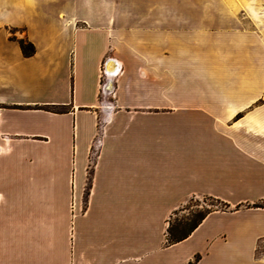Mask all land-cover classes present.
Wrapping results in <instances>:
<instances>
[{
	"label": "crops",
	"instance_id": "1",
	"mask_svg": "<svg viewBox=\"0 0 264 264\" xmlns=\"http://www.w3.org/2000/svg\"><path fill=\"white\" fill-rule=\"evenodd\" d=\"M198 1L0 0V264H264V44Z\"/></svg>",
	"mask_w": 264,
	"mask_h": 264
},
{
	"label": "rangeland",
	"instance_id": "2",
	"mask_svg": "<svg viewBox=\"0 0 264 264\" xmlns=\"http://www.w3.org/2000/svg\"><path fill=\"white\" fill-rule=\"evenodd\" d=\"M187 1L164 0V3H185ZM198 3L217 4L218 19L222 17L227 20V25L230 27H241L243 31L249 32L264 44V0H199ZM259 102H264V93ZM219 208L221 205L203 197H188L172 211V224L177 225L179 229L185 228L199 211ZM262 245L263 247L258 250L259 253L264 252V244Z\"/></svg>",
	"mask_w": 264,
	"mask_h": 264
},
{
	"label": "trees",
	"instance_id": "3",
	"mask_svg": "<svg viewBox=\"0 0 264 264\" xmlns=\"http://www.w3.org/2000/svg\"><path fill=\"white\" fill-rule=\"evenodd\" d=\"M17 43L20 47V50L23 54V56L28 57L31 56L34 51V45L28 41L25 38H19L17 39ZM241 116V114H237L235 116V118H239ZM204 199L210 200V201H214L215 203H218L219 205H221V208L219 209H204L202 211H199L192 220H190V222L188 223V225L185 228H181L179 229V227H177V225H173L172 224V218L170 215V218L168 219V226L166 228V235H165V243H174L177 242L179 240H182L183 238H185L197 225L198 223L212 210H226L229 205L217 198H213V197H203ZM252 207H264L263 203H257V204H253ZM238 208V206L236 207ZM191 264V262H190Z\"/></svg>",
	"mask_w": 264,
	"mask_h": 264
},
{
	"label": "water",
	"instance_id": "4",
	"mask_svg": "<svg viewBox=\"0 0 264 264\" xmlns=\"http://www.w3.org/2000/svg\"><path fill=\"white\" fill-rule=\"evenodd\" d=\"M113 61L112 60H108L106 61L105 63V67H104V72L108 75H111L113 72H114V69L113 68H110V64L112 63ZM109 82V80H108Z\"/></svg>",
	"mask_w": 264,
	"mask_h": 264
}]
</instances>
